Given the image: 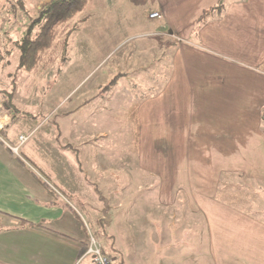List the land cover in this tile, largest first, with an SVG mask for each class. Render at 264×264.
Wrapping results in <instances>:
<instances>
[{"label":"crops","instance_id":"1","mask_svg":"<svg viewBox=\"0 0 264 264\" xmlns=\"http://www.w3.org/2000/svg\"><path fill=\"white\" fill-rule=\"evenodd\" d=\"M122 1L108 7L113 10V3L124 7ZM157 1L159 11L151 15L160 17L150 20L160 19L158 24L134 38L159 39L154 55L163 53L171 60L163 69L165 82L140 97L110 95L107 101L111 106L99 105L96 112H111L109 120L115 119L116 111L131 113L136 124L137 167L149 178L147 185L152 179L157 183L153 197L143 198L145 211L152 200L160 213H171L174 222L177 210L183 215L184 207L201 216L214 264H264V217L248 210L247 203L253 199L245 200L248 192L240 183L264 184V0ZM91 3L95 10L76 23L78 30L73 35L87 32L105 43L99 48V65L102 48L108 50L109 43L118 38V25L112 21L113 13L109 12L107 20L99 2L96 7ZM209 9L213 11L200 24ZM95 11L101 16L94 15ZM71 48L69 42V56ZM88 51L91 49L84 46L73 48L80 57ZM6 55L7 64L10 54ZM81 62L86 63L80 58L79 65ZM100 97L81 100L62 114L61 124L56 115L39 117L14 104L20 112L13 115L4 136L15 146L21 135L30 139L21 148L26 162L0 141V264H94L93 258L86 256L89 236L84 224L63 195L88 214L100 241L99 227L108 224L114 253L120 254L123 230L130 232L139 226L143 231L160 225L157 216L149 217L147 212L137 219L132 211L136 204L129 203L127 208L123 202L121 191L135 183L133 175L128 176L130 181L116 176L115 182L109 183L113 194L109 201L100 198L98 186L86 194V184L108 185L102 176H94L95 183L83 176L80 160L88 141V129L81 124L88 119L87 108ZM68 102L69 95L62 103ZM92 133L109 137L106 130ZM28 164L45 170L56 195ZM118 181L123 185L121 193L115 189L120 187ZM236 197L243 204L235 203ZM22 222L35 226H23Z\"/></svg>","mask_w":264,"mask_h":264},{"label":"rangeland","instance_id":"2","mask_svg":"<svg viewBox=\"0 0 264 264\" xmlns=\"http://www.w3.org/2000/svg\"><path fill=\"white\" fill-rule=\"evenodd\" d=\"M47 1L50 0H0V19L3 22L0 29V45H6V36L10 35L12 37V47L14 48L9 55L8 63L0 62V97L4 96L5 90L10 93L13 92V104L21 111L39 117L49 114L48 119L56 115L55 120L58 119L57 122L61 124L63 113L71 108H76L84 98L101 95L94 104L87 108V121L85 123L81 121L83 123L81 125L88 129V141L82 149L80 160L84 164L82 168L83 176L89 177V181L93 183L96 182L94 176H102L103 181L107 182L108 185L86 184V194H92L98 186L100 198L109 201L110 197L113 196L109 183H114L116 176L123 177V182H127V180L130 181L128 176L133 175L135 183L125 187L121 191L124 193L120 192L123 185L119 181L120 187H115V189L118 193L124 195L123 202H127V208H129V203L133 206L136 204L132 211L137 213V219L147 212L149 217L155 218L157 216L160 221V225L156 227L148 226L143 231L141 228L138 230L139 226L130 232L123 230V239L120 240L118 245L120 254L112 251V241L109 238L112 231L106 223L105 226L99 227L101 229V241H104L105 244L102 245L105 246L106 251L114 259L115 264H214L209 238L201 216L191 214L187 208L182 209L181 207L183 215H180L181 213L177 210V221L174 222L171 213L165 211L160 213L157 210L158 208L153 206L152 200H150L151 204L146 207L145 211L143 198L146 195L153 197L157 183L152 179V182L147 185L149 178L137 167L136 124L131 121V113L128 110L116 111L115 119L109 120L107 117L111 116V112L106 111L104 114H97L95 109L99 105L106 108L110 107L111 105L107 101L110 95L120 98L127 95L140 97V95L153 92L156 86L158 87L165 82L166 76L163 74V69L170 65L171 60L163 53L154 55V47H156L159 39L134 38V36L144 33L158 24L160 19L150 20L151 14L159 11L156 5L158 1L123 0L122 2L125 1L126 5L124 7L116 5V8L117 0H91L95 3V7L99 2V8L104 12L105 16L103 17H106L107 20L109 12L113 13L112 21L116 23L115 27L118 25V38L109 43L108 50H105V47L102 48L103 59L101 63L96 64L97 58L100 57L98 56L99 48L102 45L104 46L105 43L94 40L87 32H82L70 38L72 52H70L71 56H69L68 61H64L63 57H60L52 67L37 72H27L18 68L19 53L16 51V43L20 41L42 4ZM114 1L115 4H112L113 10H111L108 6ZM20 6H23V8ZM91 10H95L92 3L88 11L78 16L74 23L84 21L90 15ZM96 15L101 16L100 14ZM6 19L7 21H5ZM79 46H84L88 50L91 49V52L88 51L87 55L80 57L79 53L73 52V48H79ZM80 58L86 63L81 62V65H79ZM71 61L74 62L69 64ZM94 64L95 66H93ZM7 66V71L4 72ZM111 81H114L115 84H113L110 92H106L107 89L111 88L109 87ZM101 85L104 88L100 87ZM68 95L71 102L64 106L62 102ZM52 112L54 113L52 114ZM92 115H96L95 119H93L94 117L90 119ZM97 129L106 130L109 137H97L96 133H92L93 131L97 132ZM1 136L6 141L5 143L0 140L3 145L9 148L20 160L26 162L22 157L21 148L28 142L30 136H19L16 146L11 145L6 140L3 132L0 133ZM22 136L26 138L24 143H21L20 138ZM98 154L103 156V161L99 160ZM96 164H100V167H97ZM28 166L43 182L48 184L44 169L41 167L35 168L30 164ZM240 183L243 191L248 192L245 200L253 199L251 204L247 203L248 210L256 217L263 218L264 184H246L247 182L244 183L243 181ZM48 186L50 188V185ZM245 186L248 187L245 188ZM52 191L56 195L53 188ZM63 198L67 204L72 205L71 209L82 220L86 234L96 236L95 224L90 222L88 214L76 207L73 201L66 196L63 195ZM235 200V203L243 204V202L238 201L237 197ZM76 205L78 204L76 203ZM12 224L17 225L14 222ZM96 237L98 238V236ZM122 260L124 263H122Z\"/></svg>","mask_w":264,"mask_h":264},{"label":"trees","instance_id":"3","mask_svg":"<svg viewBox=\"0 0 264 264\" xmlns=\"http://www.w3.org/2000/svg\"><path fill=\"white\" fill-rule=\"evenodd\" d=\"M90 4L91 0H50L43 3L20 41L16 43V51L19 53L18 68L27 72H37L52 67L60 57H63L64 61H68L70 38L78 30V25L74 21L78 16L88 11ZM20 7L23 8V6ZM216 8L220 9L221 6H216ZM211 10L213 11V9H209L202 14L198 21L200 24L206 21ZM0 23L2 27L1 19ZM9 41L10 43H8ZM11 41L12 37L6 36V45H0L1 62H5L6 54H10L14 50ZM113 84L114 81H111L109 87H112ZM5 91L0 100L4 104L5 111L12 115V121H14L13 115L19 113L20 110L13 104L14 93ZM262 127L264 129V109L262 110ZM43 185L54 195L47 183L43 182ZM22 225L35 226L32 223L24 222ZM38 226L44 227L42 224ZM104 253L109 255L105 250Z\"/></svg>","mask_w":264,"mask_h":264},{"label":"built area","instance_id":"4","mask_svg":"<svg viewBox=\"0 0 264 264\" xmlns=\"http://www.w3.org/2000/svg\"><path fill=\"white\" fill-rule=\"evenodd\" d=\"M159 16L160 14L155 13L151 17L156 18ZM11 123L12 115L5 111L4 104L2 103V101H0V133L7 130L10 127ZM20 139L21 143H24L26 138L22 136ZM0 140L6 143L2 136L0 137ZM86 256H90L91 258H93L94 264H115L114 259L110 255L104 253V247L95 235L89 236Z\"/></svg>","mask_w":264,"mask_h":264}]
</instances>
